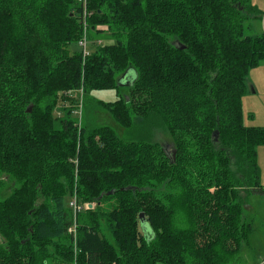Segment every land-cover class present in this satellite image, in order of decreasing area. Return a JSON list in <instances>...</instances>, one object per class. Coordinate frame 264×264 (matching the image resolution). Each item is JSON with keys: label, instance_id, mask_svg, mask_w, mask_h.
I'll return each mask as SVG.
<instances>
[{"label": "trees", "instance_id": "16d2710c", "mask_svg": "<svg viewBox=\"0 0 264 264\" xmlns=\"http://www.w3.org/2000/svg\"><path fill=\"white\" fill-rule=\"evenodd\" d=\"M261 64L251 0H0V264L238 263L264 194L241 108ZM122 75L127 94L92 97Z\"/></svg>", "mask_w": 264, "mask_h": 264}, {"label": "rangeland", "instance_id": "374dc122", "mask_svg": "<svg viewBox=\"0 0 264 264\" xmlns=\"http://www.w3.org/2000/svg\"><path fill=\"white\" fill-rule=\"evenodd\" d=\"M252 4L261 12H264V0H251ZM260 24L253 22L254 33H259ZM96 40H100L101 44L112 43L109 36L105 34L99 35ZM78 49L76 45L70 46V51ZM120 91L118 95L116 90L93 91L92 97L103 102H114L120 97V94H127V85L131 82V78L119 77ZM125 86V87H124ZM241 108L243 115V123L247 127H264V64L250 71L247 83V92L241 99ZM75 118H80V108L75 112ZM99 122L109 126L118 134H121V128L116 125L105 113L97 114ZM154 139L166 143L168 137L161 131L155 132ZM258 166L260 169V184L264 187V146L258 148L257 151ZM10 190L0 189V197L6 198L10 194ZM248 209L245 211V220L252 224L254 234L251 236L250 244L243 243L240 249L239 260L236 264H254L261 263L264 259V194H252L247 197ZM264 264V262H262Z\"/></svg>", "mask_w": 264, "mask_h": 264}, {"label": "built area", "instance_id": "2783aa9c", "mask_svg": "<svg viewBox=\"0 0 264 264\" xmlns=\"http://www.w3.org/2000/svg\"><path fill=\"white\" fill-rule=\"evenodd\" d=\"M83 5H85V4H83ZM89 15L90 14H88L87 12H84V15H83V25H85V18L87 16H89ZM84 30H86V27L85 26H84ZM78 46L81 48V52H82L83 58L88 57L90 55L91 50L88 47L89 44H88V40L86 39L85 35L83 36V38L81 40L78 41ZM68 94H70V93H68ZM81 105H82V101L80 100V102H79L80 114H81ZM70 204L73 206V209L74 210L78 211L80 209L79 206L75 205V202L74 201H72Z\"/></svg>", "mask_w": 264, "mask_h": 264}, {"label": "water", "instance_id": "95a60500", "mask_svg": "<svg viewBox=\"0 0 264 264\" xmlns=\"http://www.w3.org/2000/svg\"><path fill=\"white\" fill-rule=\"evenodd\" d=\"M123 75H124V74H123ZM123 75H122V76H123ZM122 76H121V77H122ZM119 84H120V83H119ZM128 85H130V84H128ZM30 111H31V109L29 108V109L27 110V112H30ZM89 208H91V205H89ZM139 218L141 219V223H142L143 215L140 214V215H139Z\"/></svg>", "mask_w": 264, "mask_h": 264}, {"label": "crops", "instance_id": "0c3cea01", "mask_svg": "<svg viewBox=\"0 0 264 264\" xmlns=\"http://www.w3.org/2000/svg\"><path fill=\"white\" fill-rule=\"evenodd\" d=\"M105 35L108 36L107 34H105ZM262 262H264V259H263ZM262 262H261V263H259V262L255 263V262H254V264H262Z\"/></svg>", "mask_w": 264, "mask_h": 264}]
</instances>
